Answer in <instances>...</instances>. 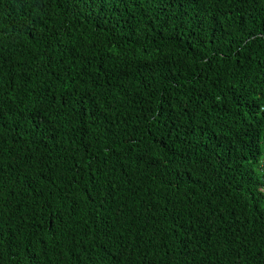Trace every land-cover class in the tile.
<instances>
[{
    "label": "trees",
    "instance_id": "16d2710c",
    "mask_svg": "<svg viewBox=\"0 0 264 264\" xmlns=\"http://www.w3.org/2000/svg\"><path fill=\"white\" fill-rule=\"evenodd\" d=\"M264 0H0V264H264Z\"/></svg>",
    "mask_w": 264,
    "mask_h": 264
},
{
    "label": "rangeland",
    "instance_id": "374dc122",
    "mask_svg": "<svg viewBox=\"0 0 264 264\" xmlns=\"http://www.w3.org/2000/svg\"><path fill=\"white\" fill-rule=\"evenodd\" d=\"M264 157V156H263Z\"/></svg>",
    "mask_w": 264,
    "mask_h": 264
}]
</instances>
